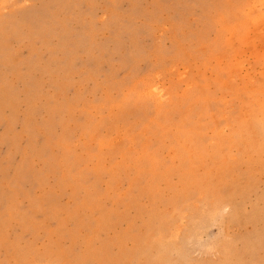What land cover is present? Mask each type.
<instances>
[{"label": "rangeland", "instance_id": "1", "mask_svg": "<svg viewBox=\"0 0 264 264\" xmlns=\"http://www.w3.org/2000/svg\"><path fill=\"white\" fill-rule=\"evenodd\" d=\"M0 264H264V0H0Z\"/></svg>", "mask_w": 264, "mask_h": 264}]
</instances>
